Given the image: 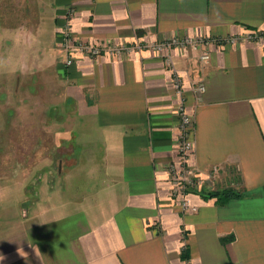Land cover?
<instances>
[{
    "label": "crops",
    "instance_id": "crops-1",
    "mask_svg": "<svg viewBox=\"0 0 264 264\" xmlns=\"http://www.w3.org/2000/svg\"><path fill=\"white\" fill-rule=\"evenodd\" d=\"M52 8L51 45L62 57L54 69L92 125L83 133L95 129L75 139L82 147L100 138L105 152L87 141L90 164L66 170L20 231L0 233V264H264V0H53ZM66 24L76 42L105 47L199 41L169 49L179 93L151 48L79 55L65 70ZM181 104L195 120L197 211L182 210L169 177V165L180 166ZM222 187L242 195L204 196Z\"/></svg>",
    "mask_w": 264,
    "mask_h": 264
},
{
    "label": "rangeland",
    "instance_id": "rangeland-1",
    "mask_svg": "<svg viewBox=\"0 0 264 264\" xmlns=\"http://www.w3.org/2000/svg\"><path fill=\"white\" fill-rule=\"evenodd\" d=\"M52 6L53 0H0V233L8 236L20 231L39 196L60 186L66 170L78 160L90 164L89 140L79 147L75 136L95 129L83 133L92 125L76 115L54 69L62 57L51 45ZM64 55L65 70L78 62L67 65ZM92 139L101 157L104 141Z\"/></svg>",
    "mask_w": 264,
    "mask_h": 264
},
{
    "label": "built area",
    "instance_id": "built-area-1",
    "mask_svg": "<svg viewBox=\"0 0 264 264\" xmlns=\"http://www.w3.org/2000/svg\"><path fill=\"white\" fill-rule=\"evenodd\" d=\"M70 13V12H69ZM60 43L62 50L66 53L67 57L65 63L71 64L75 58L79 55L84 57H97L103 52L110 54H121L125 51L132 49L151 48L157 52L162 53L166 64L170 67L173 73V85L175 89L180 93L183 82L181 76L175 69L172 55L169 53V49L173 46L186 47L188 45H196L199 40L193 38H186L182 41L178 39H172L163 42H153L150 44L137 43L135 45H114L105 47L103 45L92 44L78 41L76 42L71 35L68 24L63 26L60 30ZM202 41V40H201ZM209 53H204L202 59H209ZM194 90L199 95L206 90L204 82L198 83ZM180 114V133L177 139V149L180 156V166L176 163L169 165V177L172 187V195L181 205L183 211H197L198 206L190 201L189 193L191 191H197L201 187L202 177L199 172L189 164L190 155L194 152V124L195 120L192 114L188 113L185 109V105L181 104L179 107ZM217 171V167L213 169Z\"/></svg>",
    "mask_w": 264,
    "mask_h": 264
},
{
    "label": "trees",
    "instance_id": "trees-1",
    "mask_svg": "<svg viewBox=\"0 0 264 264\" xmlns=\"http://www.w3.org/2000/svg\"><path fill=\"white\" fill-rule=\"evenodd\" d=\"M242 193L238 190H235L234 188L231 187H222L217 190H212L209 191L207 195H204L205 197L213 196L217 197V201L220 203H226L228 200L234 197H240ZM231 237H222V241L226 242L230 239ZM183 256L185 258H188V255L183 253Z\"/></svg>",
    "mask_w": 264,
    "mask_h": 264
}]
</instances>
